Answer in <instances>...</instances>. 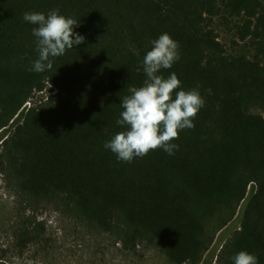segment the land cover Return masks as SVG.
I'll return each instance as SVG.
<instances>
[{
    "label": "trees",
    "instance_id": "16d2710c",
    "mask_svg": "<svg viewBox=\"0 0 264 264\" xmlns=\"http://www.w3.org/2000/svg\"><path fill=\"white\" fill-rule=\"evenodd\" d=\"M55 9L84 42L31 71L36 25L24 13ZM164 33L180 58L160 74L176 73L177 91L197 89L205 104L173 154L118 161L104 144L125 130L122 100L143 86V58ZM263 114L264 0H0L1 172L24 201L76 215L126 249L156 245L172 264H200L243 204L218 262L247 251L264 264ZM44 230L34 221V241Z\"/></svg>",
    "mask_w": 264,
    "mask_h": 264
},
{
    "label": "clouds",
    "instance_id": "9594fccd",
    "mask_svg": "<svg viewBox=\"0 0 264 264\" xmlns=\"http://www.w3.org/2000/svg\"><path fill=\"white\" fill-rule=\"evenodd\" d=\"M23 19L36 25L32 33L36 37L39 56L31 71L51 69L49 57L61 56L67 49L84 42L85 38L74 32L76 20L59 14L58 9L50 11L47 16L40 12H25ZM151 44V50L143 58L146 81L143 86L132 89L121 103L123 111L117 124L125 130L104 144L118 161L131 162L158 148L173 154L178 145L172 141L179 139L181 130L195 126L193 121L205 104L197 89L177 91L181 81L176 73L167 78L160 74L161 69L171 68L179 60V43L164 33ZM232 259L234 264H258L257 257L247 251L238 252Z\"/></svg>",
    "mask_w": 264,
    "mask_h": 264
},
{
    "label": "rangeland",
    "instance_id": "374dc122",
    "mask_svg": "<svg viewBox=\"0 0 264 264\" xmlns=\"http://www.w3.org/2000/svg\"><path fill=\"white\" fill-rule=\"evenodd\" d=\"M214 27L221 42L228 45L231 36L219 21ZM52 90L47 86L30 102L39 103ZM254 189L250 185L248 193ZM19 192L0 170V259L4 264H172L156 245L145 243L126 249L113 234L90 228L76 215L56 211L52 204L24 201ZM242 206L216 234L200 264H221V248L239 229ZM34 221L45 229L35 241Z\"/></svg>",
    "mask_w": 264,
    "mask_h": 264
},
{
    "label": "flooded vegetation",
    "instance_id": "af4514ba",
    "mask_svg": "<svg viewBox=\"0 0 264 264\" xmlns=\"http://www.w3.org/2000/svg\"><path fill=\"white\" fill-rule=\"evenodd\" d=\"M0 264H4L1 259H0Z\"/></svg>",
    "mask_w": 264,
    "mask_h": 264
},
{
    "label": "built area",
    "instance_id": "2783aa9c",
    "mask_svg": "<svg viewBox=\"0 0 264 264\" xmlns=\"http://www.w3.org/2000/svg\"><path fill=\"white\" fill-rule=\"evenodd\" d=\"M29 106V103L26 104V107Z\"/></svg>",
    "mask_w": 264,
    "mask_h": 264
},
{
    "label": "water",
    "instance_id": "95a60500",
    "mask_svg": "<svg viewBox=\"0 0 264 264\" xmlns=\"http://www.w3.org/2000/svg\"><path fill=\"white\" fill-rule=\"evenodd\" d=\"M22 114V113H21Z\"/></svg>",
    "mask_w": 264,
    "mask_h": 264
}]
</instances>
